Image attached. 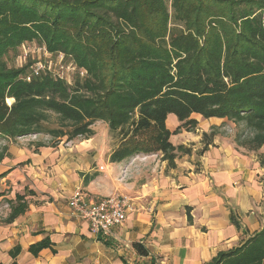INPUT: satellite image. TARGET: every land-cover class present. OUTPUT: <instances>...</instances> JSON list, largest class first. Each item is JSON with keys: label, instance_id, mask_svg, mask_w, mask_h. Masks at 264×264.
<instances>
[{"label": "trees", "instance_id": "16d2710c", "mask_svg": "<svg viewBox=\"0 0 264 264\" xmlns=\"http://www.w3.org/2000/svg\"><path fill=\"white\" fill-rule=\"evenodd\" d=\"M30 42L84 76L69 84L9 68L5 58ZM194 114L240 125L235 144L264 169V0H0V139H88L102 121L121 135L110 162L160 153L174 168V152L188 151L170 137L194 130ZM168 116L179 123L172 132ZM214 136L203 134V152ZM23 208L19 196L4 223ZM209 264H264V228Z\"/></svg>", "mask_w": 264, "mask_h": 264}, {"label": "crops", "instance_id": "0c3cea01", "mask_svg": "<svg viewBox=\"0 0 264 264\" xmlns=\"http://www.w3.org/2000/svg\"><path fill=\"white\" fill-rule=\"evenodd\" d=\"M192 118L199 123L191 142L226 121ZM166 119L169 131L179 126L173 116ZM180 135L170 137L173 147ZM111 143L93 131L68 149L33 141L6 146L0 204L15 205L22 196L24 208L0 224V264H209L264 228V169L235 136L215 134L197 167L170 168L160 153L110 162ZM78 189L87 204L126 196L133 210L109 238L92 236L68 206Z\"/></svg>", "mask_w": 264, "mask_h": 264}, {"label": "rangeland", "instance_id": "374dc122", "mask_svg": "<svg viewBox=\"0 0 264 264\" xmlns=\"http://www.w3.org/2000/svg\"><path fill=\"white\" fill-rule=\"evenodd\" d=\"M5 63L9 68L22 69L28 68V71H32L33 69L39 67L41 71L47 70L51 75H54L58 78H63L69 84H73L75 80L78 78L81 79L82 76L79 74L80 69L76 68L75 64H73L69 59H65L62 54L54 55L48 52L47 49L43 48L37 42H30L26 44H22L17 48V52L15 54L10 53L5 58ZM8 99L5 100V104L10 106L13 103V100L8 103ZM205 120V119H204ZM47 123L51 128L58 127L60 123H58L57 118L52 115L48 118ZM199 123V122H198ZM91 129L95 131L97 134H100L103 138L110 137L112 140V148L115 147L121 142V135L117 132H111L108 129V125L105 122L97 121L91 125ZM198 129V124L194 128V130L186 131L185 129H180L177 144L187 149L188 152L184 151H175L174 162L179 164L181 163H190L193 167L199 166L197 163L199 157L203 152L202 145V136H200L199 141L191 142L192 134H195V130ZM240 125H235L230 121H224V123L220 124L218 127L211 126L208 130V135L210 132L215 134H219L221 137H234L241 130ZM83 137H77L72 141L67 140L66 137H63L61 140H54L49 135L43 134H32L29 136L18 137V139L14 141H7L5 139H0V151L3 147L8 146L9 144L16 145L19 143L28 144L29 142H37L44 146H55L54 148H64L68 149L78 142L82 141ZM175 142V139H172ZM175 144V143H174ZM175 144V145H177ZM183 145V146H182ZM173 146V145H172ZM179 146V147H180ZM177 148V147H175ZM81 190V189H80ZM9 200L5 199L4 202L0 204V224L5 220V217L9 213L8 208Z\"/></svg>", "mask_w": 264, "mask_h": 264}, {"label": "built area", "instance_id": "2783aa9c", "mask_svg": "<svg viewBox=\"0 0 264 264\" xmlns=\"http://www.w3.org/2000/svg\"><path fill=\"white\" fill-rule=\"evenodd\" d=\"M40 69H33L34 74L37 75ZM79 74L83 77L85 72L81 70ZM27 81L30 79L27 78ZM68 206L77 217L87 223L92 236L102 239L109 238L113 229L123 226L128 212L133 210L131 201L126 196L111 195L93 204H87L80 189L71 194Z\"/></svg>", "mask_w": 264, "mask_h": 264}, {"label": "bare ground", "instance_id": "6f19581e", "mask_svg": "<svg viewBox=\"0 0 264 264\" xmlns=\"http://www.w3.org/2000/svg\"><path fill=\"white\" fill-rule=\"evenodd\" d=\"M7 101H8V103H10L12 100L11 99H8Z\"/></svg>", "mask_w": 264, "mask_h": 264}]
</instances>
